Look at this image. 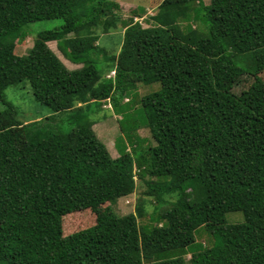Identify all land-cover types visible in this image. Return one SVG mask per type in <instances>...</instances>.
<instances>
[{"label": "trees", "instance_id": "trees-1", "mask_svg": "<svg viewBox=\"0 0 264 264\" xmlns=\"http://www.w3.org/2000/svg\"><path fill=\"white\" fill-rule=\"evenodd\" d=\"M145 10L123 19L111 0H0V264H264V0ZM143 16L147 28L135 20ZM56 19L59 28L15 53L29 24ZM242 75L253 78L245 91L223 88ZM23 82L50 116L17 119L3 93ZM156 83L133 108L138 85ZM102 102L120 116L116 158L92 131L107 117ZM10 136L25 145L13 151ZM198 186L202 195L188 198ZM137 189L153 208L137 200L117 215L112 206ZM76 212L93 225L63 235ZM228 212L244 222L226 225ZM202 228L214 244L193 249Z\"/></svg>", "mask_w": 264, "mask_h": 264}, {"label": "rangeland", "instance_id": "rangeland-1", "mask_svg": "<svg viewBox=\"0 0 264 264\" xmlns=\"http://www.w3.org/2000/svg\"><path fill=\"white\" fill-rule=\"evenodd\" d=\"M113 2H116L119 6L118 13L122 16L123 19L132 17L131 12L133 10H137V8H142V6L145 7V11L147 15H153L156 11V6H158V3L161 2V0H111ZM206 1L205 3H207ZM145 17L143 16L141 19H135L137 22L141 24L143 28L148 27V23L145 20ZM144 18V19H143ZM62 25V21L60 19L56 20H50V21H40L35 22L32 24H29L26 27V31L28 32V37L24 39L18 46H16V54L18 56H23L27 53V51L32 47L34 43V39L36 38L37 34L53 30L56 28H59ZM100 41H103L100 40ZM122 42V35L118 32H113L108 39L105 40L104 43H106V47L108 50H111V48L114 46V48L118 49L119 45ZM48 47L51 49V51L59 57V59L62 61V63L70 70L76 69V66L69 63L67 60L62 58V56L59 54V52L56 49V43L51 42L47 44ZM106 71V69H105ZM114 76L112 73L106 71L104 74V77L108 76ZM258 77L264 80V71L261 72ZM253 82V78L248 75H242L238 78H234L232 80H228L224 82L223 88L230 91L231 93H234V95H239L242 91H245ZM159 88V84H153V85H138L137 87V94L138 97L135 99V104L133 105V108H137L140 106L139 99L142 96L148 95L149 93H152L154 91H157ZM3 98L7 101H9L12 106L15 109L16 117L17 119L22 123H29L31 121L40 120L42 118H45L47 116H50L52 113L51 111L39 104L34 96L32 95L30 86L28 82H23L15 86L8 87L5 92L3 93ZM130 98H126L122 100V103L124 104H130ZM102 102L103 107H101L96 112H99V117L104 116L107 114L106 118L99 121L95 125L92 126V131L95 133L97 138L102 141L109 154L112 158L118 157L117 151L115 149V141L118 136L121 135V131L118 125L117 120L120 119L119 115L113 114L112 110L109 104ZM4 107L0 100V112L3 111ZM103 110V112L101 111ZM108 110V112H107ZM98 114V113H97ZM96 114V115H97ZM137 134L141 139H146L148 142V145H153L151 136L147 129L145 128H139L137 130ZM10 148L13 151L19 150L22 148L25 144L22 142H16V140H12V136L8 139ZM145 190V187L143 188ZM141 191L137 189L135 193L121 198L117 201L115 205L112 206L114 212L119 216H125L132 214L135 210V205L137 200H146L145 209L146 211H150L151 208L155 205L154 200H150L149 198H145L141 196ZM202 188L196 187L190 188L188 190V198H196L198 196L202 195ZM147 215H144L145 222L147 220ZM93 215H90L88 212H76L72 213L71 215H68L65 217L62 221L63 224V235H67L70 232L78 231L83 228L89 227L93 225ZM225 222L226 225H233V224H239L244 222V217L241 212H228L225 214ZM212 240V243L210 242V239ZM214 237L213 235L209 234L205 229H198L194 233V244L191 248L193 249H204L207 247H210L214 244ZM211 243V244H210ZM189 256L185 257V261L188 264Z\"/></svg>", "mask_w": 264, "mask_h": 264}, {"label": "clouds", "instance_id": "clouds-1", "mask_svg": "<svg viewBox=\"0 0 264 264\" xmlns=\"http://www.w3.org/2000/svg\"><path fill=\"white\" fill-rule=\"evenodd\" d=\"M137 20V19H136ZM147 28V27H146ZM113 74V73H112ZM190 257V256H189Z\"/></svg>", "mask_w": 264, "mask_h": 264}]
</instances>
